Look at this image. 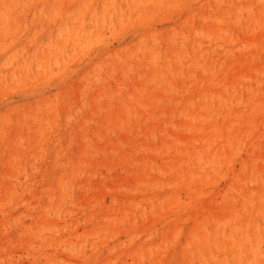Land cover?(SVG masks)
Instances as JSON below:
<instances>
[{
    "label": "rangeland",
    "instance_id": "1",
    "mask_svg": "<svg viewBox=\"0 0 264 264\" xmlns=\"http://www.w3.org/2000/svg\"><path fill=\"white\" fill-rule=\"evenodd\" d=\"M0 264H264V0H0Z\"/></svg>",
    "mask_w": 264,
    "mask_h": 264
}]
</instances>
